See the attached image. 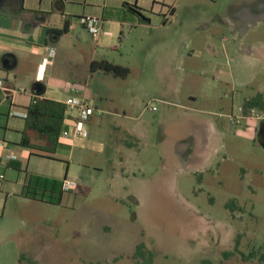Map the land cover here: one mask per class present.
I'll use <instances>...</instances> for the list:
<instances>
[{"label":"rangeland","instance_id":"rangeland-1","mask_svg":"<svg viewBox=\"0 0 264 264\" xmlns=\"http://www.w3.org/2000/svg\"><path fill=\"white\" fill-rule=\"evenodd\" d=\"M253 25L248 21L243 26ZM202 40L211 46L197 47ZM195 41L186 55L193 54L196 82H184L180 95L190 110H183L175 132L186 143L198 133L188 116L214 122L220 131L215 172L200 174L185 162L176 169L164 167L162 149L155 144L157 123L173 125L177 116L150 99L147 84L134 78L113 83L109 100L86 123L87 160H71L73 190L61 198L9 195L0 207V264H257L256 258L243 261L238 255L225 260L223 253L233 250L237 239L241 252L256 248L264 254V147L254 133L258 121L231 123L229 117L233 92L244 98L264 95V20L242 36L208 32L196 35ZM238 46L256 47V56H243ZM211 61L225 68L221 80L210 76ZM202 62H209L205 80L197 76ZM187 93L195 94V101L189 102ZM88 100L95 107L96 96ZM123 111L140 114L148 123L149 136L140 150L131 149L132 155L122 143L126 119L116 116ZM112 141L133 163L119 164L110 152L114 147L107 146ZM51 155L55 160L48 161V173L54 175L59 160H69ZM230 200H235L233 210L226 207ZM140 243L143 248L137 252Z\"/></svg>","mask_w":264,"mask_h":264},{"label":"crops","instance_id":"crops-1","mask_svg":"<svg viewBox=\"0 0 264 264\" xmlns=\"http://www.w3.org/2000/svg\"><path fill=\"white\" fill-rule=\"evenodd\" d=\"M241 1L0 0V81L3 85L0 88V207L9 195L29 200L60 192L63 196L73 190V186L70 190L61 189L62 180L70 179L71 160L74 156L83 161L88 158L83 150L89 146V132L81 140L57 139L58 145L51 149L44 136L26 128L25 118L10 115L12 110L27 113L34 98L63 103L73 95L72 88H77L78 94L87 100L89 96H96L95 108L99 111V106H104L110 98V85L119 81L128 83L132 78L148 85L150 99L162 104L165 113L177 116L173 125L157 123L155 144L162 149L164 167L176 169L185 162L186 168L191 167L200 174L202 171L214 173L220 164L215 148L220 131L215 123L188 116L198 133L193 132L191 141L186 143L183 135L175 132L181 128L183 110H190L180 98L182 85L195 80V60H192L193 54L186 53L193 52L195 36L201 33L232 31L234 36H242L256 28L264 20V0ZM86 15L100 18L102 29L107 33L101 32L94 39L80 23V18ZM248 21L254 25L244 27ZM201 44L197 47L211 46L210 41L202 40ZM250 48L253 52L258 50ZM4 58L10 60L9 67L3 66ZM43 58H47V64L39 79L40 87H35L36 78L42 73L39 65ZM96 60L125 66L129 73L122 78L92 70L90 64ZM202 63L203 69L197 70V76L205 80L209 62ZM210 63V76L221 80L225 68L217 62ZM18 86L25 92L10 91ZM186 98L193 102L196 95L187 93ZM65 116L66 119L68 114ZM116 116L126 119L123 123L126 138L122 143L128 154L131 149L140 150L142 140L149 136L148 123L140 114L133 116L123 111ZM93 120L92 115L87 126ZM249 120L259 122L256 118ZM23 142L28 146L22 145ZM117 144L112 141L107 146L114 147L110 152L118 156L119 164L133 163L131 157L123 158L118 151L121 146ZM100 152H104L103 145ZM55 153L69 161L59 160L60 168L51 175L48 161L55 160L51 155ZM47 179L61 183H48Z\"/></svg>","mask_w":264,"mask_h":264},{"label":"trees","instance_id":"trees-1","mask_svg":"<svg viewBox=\"0 0 264 264\" xmlns=\"http://www.w3.org/2000/svg\"><path fill=\"white\" fill-rule=\"evenodd\" d=\"M145 21L144 18H142ZM92 70L99 69L104 72L113 74L116 77H125L129 73V69L125 66H120L114 64L107 60H96L92 61L90 64ZM264 107V100L261 94H258L245 101V107ZM66 114V107L61 102H56L53 100L43 99V98H34L32 103L27 109L26 115V128L34 131L40 136H44L47 141L49 148L55 149L58 145L57 139L61 131L64 117ZM22 145L28 146L26 142H23ZM48 183H56L60 185L58 180L47 179ZM34 197V196H31ZM58 197L61 198V192L58 194ZM60 200V199H59ZM235 200H230L226 203L227 208H233ZM233 210V209H232ZM239 242L236 239L234 242L233 250L224 252L223 255L228 257L238 250ZM143 248V244L137 246V252ZM259 249H252L250 254L243 256L244 259L257 258L258 264H264V254L260 257H257ZM260 253V252H259ZM208 264V261H206Z\"/></svg>","mask_w":264,"mask_h":264},{"label":"built area","instance_id":"built-area-1","mask_svg":"<svg viewBox=\"0 0 264 264\" xmlns=\"http://www.w3.org/2000/svg\"><path fill=\"white\" fill-rule=\"evenodd\" d=\"M80 23L86 28V30L89 32V34L96 39L98 35L103 32L107 33L102 29V20L98 17L86 15L80 18ZM50 54L53 55L54 51L53 49H50ZM47 64V58H43L42 62L40 63L39 67H42V73L40 74V78L37 77V82H39V79L43 76V70L45 68V65ZM2 82L0 81V88H2ZM11 92H25V89L22 86H18L16 88L10 89ZM73 95L68 97L63 104L66 107V113L68 114V117L65 119L62 124L61 131L58 135V139H85L88 137V130L86 127V123L90 116L94 115L96 111H98L94 106L90 104V102L80 96L78 94L77 88H72ZM152 110H155V107H151ZM235 112V113H234ZM251 114H245L240 104H234L233 109H231L230 114V121L231 123L238 122L240 119H250V118H256L259 119L263 115H259L255 113V116ZM10 115L14 116H20L23 118H26L27 113H21L17 112L15 110H12L10 112ZM75 185V182L70 179H63L62 180V188L64 190H67L68 188H71Z\"/></svg>","mask_w":264,"mask_h":264},{"label":"flooded vegetation","instance_id":"flooded-vegetation-1","mask_svg":"<svg viewBox=\"0 0 264 264\" xmlns=\"http://www.w3.org/2000/svg\"><path fill=\"white\" fill-rule=\"evenodd\" d=\"M237 52L241 53L243 56L254 58L256 56L257 50L253 52L249 46L245 47V48L238 46ZM258 94H261L263 96V100H264V95L261 92H256L254 95L247 97V98L238 96L237 93L233 92L231 95V98H232L231 109H233L234 104H240L241 109L245 114L249 115L253 112L256 114L259 113V114L263 115L261 118H259V122L257 124V127L255 128V136L258 138L259 143L264 147V107H255V106L249 107V108L245 107V101L256 96V95H258ZM238 99H239V102H235V100H238ZM255 170L257 171V167L255 168ZM257 174H261V172L259 171ZM61 189L64 190L63 188H61ZM67 190H70V188H68ZM252 190H254V189L252 188ZM253 249H256V248H253ZM251 251L252 250L248 251L247 254H245V253L241 252L240 250H237V252H234L232 255H230L228 257H225L224 255L223 256H224L225 260H228L230 257L238 255L241 260L248 261L250 259H244L243 256L250 254ZM261 255H263V254L258 252L257 257H260ZM251 259H253V258H251ZM257 264H258V260H257Z\"/></svg>","mask_w":264,"mask_h":264},{"label":"water","instance_id":"water-1","mask_svg":"<svg viewBox=\"0 0 264 264\" xmlns=\"http://www.w3.org/2000/svg\"><path fill=\"white\" fill-rule=\"evenodd\" d=\"M10 60L8 58H4L3 60V66L9 67ZM35 87H40V82L35 83Z\"/></svg>","mask_w":264,"mask_h":264}]
</instances>
